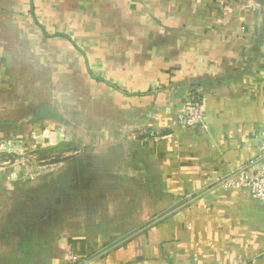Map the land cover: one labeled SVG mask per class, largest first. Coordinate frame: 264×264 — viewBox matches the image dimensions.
<instances>
[{
    "label": "crops",
    "instance_id": "crops-1",
    "mask_svg": "<svg viewBox=\"0 0 264 264\" xmlns=\"http://www.w3.org/2000/svg\"><path fill=\"white\" fill-rule=\"evenodd\" d=\"M38 66L58 102L19 81ZM8 95L80 147L58 178L0 179V264H264V206L216 182L262 166L264 0H0V125Z\"/></svg>",
    "mask_w": 264,
    "mask_h": 264
},
{
    "label": "rangeland",
    "instance_id": "rangeland-1",
    "mask_svg": "<svg viewBox=\"0 0 264 264\" xmlns=\"http://www.w3.org/2000/svg\"><path fill=\"white\" fill-rule=\"evenodd\" d=\"M25 45H27V43L21 46ZM37 46L38 43H35L34 47ZM23 49H21V52H17L18 54L17 58L15 59L16 61L22 59H25L29 62L31 61V63L42 61L41 59L37 58L36 52H33L34 49L33 51L31 49H26L27 51H24L25 49ZM40 50L42 49L40 48ZM39 71H41V68L38 66V68H34L31 71L32 73L29 74L30 78L24 76L23 81H19L22 84L27 82L29 83L28 85H30L37 83L36 81L41 83V80L45 79L44 83L47 82L45 84L47 87L46 94L51 100L58 102V92L54 84L57 82V76H53L48 71L47 73L40 74ZM20 77L21 76H19V78ZM23 87L27 88V85L24 84ZM48 88H50V90H48ZM41 92L42 91H33L32 89L28 93L31 94V98H34V95L38 96ZM17 93L19 95H26V92L22 89H19ZM17 93L10 92V95L12 96ZM4 99L9 101V103H15V106H19L18 111L20 112L17 116L18 123L15 121H10L9 124L0 125V179L26 178L35 180L49 176L58 178L57 172L60 166H62V164L71 162L72 158L78 154V148L80 146L69 138L59 140L58 136H56V132L60 131V128L59 126L52 124L53 122H50L51 124L40 122L42 115L41 111H46V108L42 104H39V106L35 107L37 114L34 115L33 119H31V123L29 122L28 124L27 122H24V119L26 118L25 115L27 105H23L24 102L21 101H19V104H17L11 100L12 97L10 98L9 95L5 96ZM10 107L11 106L7 103L5 106H3L2 110H8V112H5L7 115H9ZM11 109L13 108L11 107ZM61 135L64 136V134ZM66 176L70 177L68 171L66 172Z\"/></svg>",
    "mask_w": 264,
    "mask_h": 264
},
{
    "label": "built area",
    "instance_id": "built-area-1",
    "mask_svg": "<svg viewBox=\"0 0 264 264\" xmlns=\"http://www.w3.org/2000/svg\"><path fill=\"white\" fill-rule=\"evenodd\" d=\"M199 104V103H197ZM189 106L187 110L179 114L178 121L181 125L191 127L201 121V105ZM262 166L255 177L249 178L245 174L221 177L217 184L225 190L244 189L251 199L259 201L264 206V140L259 147ZM70 264H89V258H83L76 253L69 256Z\"/></svg>",
    "mask_w": 264,
    "mask_h": 264
},
{
    "label": "trees",
    "instance_id": "trees-1",
    "mask_svg": "<svg viewBox=\"0 0 264 264\" xmlns=\"http://www.w3.org/2000/svg\"><path fill=\"white\" fill-rule=\"evenodd\" d=\"M199 100H200V98L197 97L195 94L191 95V97H190V105L195 106L197 103H200Z\"/></svg>",
    "mask_w": 264,
    "mask_h": 264
}]
</instances>
